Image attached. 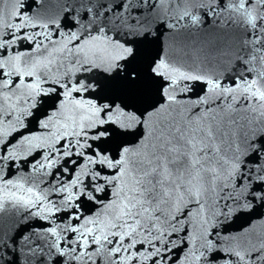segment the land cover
<instances>
[{
  "label": "water",
  "instance_id": "1",
  "mask_svg": "<svg viewBox=\"0 0 264 264\" xmlns=\"http://www.w3.org/2000/svg\"><path fill=\"white\" fill-rule=\"evenodd\" d=\"M0 264H264V0H0Z\"/></svg>",
  "mask_w": 264,
  "mask_h": 264
}]
</instances>
